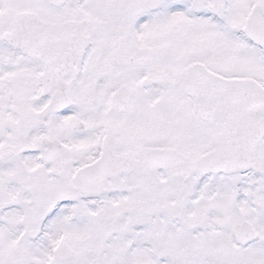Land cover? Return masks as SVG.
<instances>
[{"label":"snow or ice","instance_id":"snow-or-ice-1","mask_svg":"<svg viewBox=\"0 0 264 264\" xmlns=\"http://www.w3.org/2000/svg\"><path fill=\"white\" fill-rule=\"evenodd\" d=\"M0 264H264V0H0Z\"/></svg>","mask_w":264,"mask_h":264}]
</instances>
